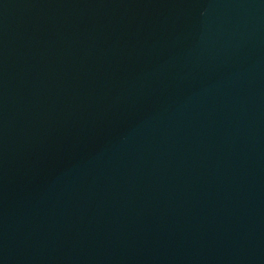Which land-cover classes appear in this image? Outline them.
<instances>
[{
	"label": "water",
	"instance_id": "water-1",
	"mask_svg": "<svg viewBox=\"0 0 264 264\" xmlns=\"http://www.w3.org/2000/svg\"><path fill=\"white\" fill-rule=\"evenodd\" d=\"M0 264H264V0H0Z\"/></svg>",
	"mask_w": 264,
	"mask_h": 264
}]
</instances>
